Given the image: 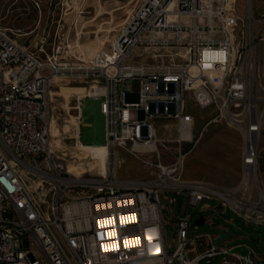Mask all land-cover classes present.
<instances>
[{
  "label": "built area",
  "instance_id": "2783aa9c",
  "mask_svg": "<svg viewBox=\"0 0 264 264\" xmlns=\"http://www.w3.org/2000/svg\"><path fill=\"white\" fill-rule=\"evenodd\" d=\"M9 31L0 26V264H243L239 254L214 262L233 245L189 259L188 245L213 237L189 236L188 214L177 216L170 249L161 195L183 194L186 206L212 216L219 210L206 201L213 200L249 221V212L264 215L262 194L250 204L236 189L183 179L181 153L174 163L152 162L157 172L148 181L117 179L115 160L119 150H157L160 133L174 131L179 145L193 142L190 108L210 110L198 138L222 119L239 131L247 191L258 170L264 111V11L254 0H138L108 48L89 61L66 58L62 41L46 53L44 41L31 48ZM55 76L97 89L92 98L101 100L109 158L99 181L67 174L50 145ZM128 93L137 100L127 101ZM88 187L91 193L68 200V192ZM212 216L200 218L210 223Z\"/></svg>",
  "mask_w": 264,
  "mask_h": 264
},
{
  "label": "rangeland",
  "instance_id": "374dc122",
  "mask_svg": "<svg viewBox=\"0 0 264 264\" xmlns=\"http://www.w3.org/2000/svg\"><path fill=\"white\" fill-rule=\"evenodd\" d=\"M137 2L138 0H0V26L10 30L9 32L21 34L17 37L18 41L31 48L44 41L43 48L46 53H50L52 45L62 41L66 58L89 57L96 40H105L104 49L108 48L118 30L116 24L131 14ZM254 3L258 11H264V0H254ZM239 8L242 9L241 2ZM259 67L264 83V51L260 54ZM68 87L75 90L67 91ZM92 88L95 87H87V84L72 79L53 85L49 111L50 137L53 148L68 170L74 171L83 179L99 181L107 173L109 158L103 142L102 104L101 100L89 97L93 92ZM131 88L137 89L136 81L128 85V89ZM126 99L136 101L137 97L128 93ZM190 112L195 117L193 142L179 145L175 142L174 131H171L159 134L155 151L142 152L140 148L129 152L119 150L115 160V177L121 180H151L157 172V168L151 165L152 162L160 160L162 164L174 163L181 153L180 155H184L183 179L204 181L221 189H236V197L250 204L258 203L260 195L264 196V111L258 170L256 177L248 184L247 191L246 184L242 183L243 140L239 131L222 119L206 125L198 138L211 111L191 107ZM110 161H113L112 158ZM27 185L31 189L33 184L28 181ZM78 191L82 193H77ZM92 191L91 187L78 188L76 192L67 193L68 200ZM34 195L39 197L38 194ZM165 196L161 195V205L163 218L167 222L165 231L170 249L175 244L174 223L177 216L188 214L189 236L206 233L213 237L211 241L205 237L201 245L199 242L194 246L188 245L189 259L197 251L212 245L226 248L243 242L250 248L253 262L264 264V215L249 212L250 220L246 221L231 209L222 211L216 201H206L219 210L217 215L212 216L210 209L200 212L199 207L186 206L183 194L177 196L167 193ZM172 197H176L177 203L169 204L168 198ZM200 216H212V220L194 230L193 223ZM229 231L233 234L228 235ZM222 234L224 236L220 239Z\"/></svg>",
  "mask_w": 264,
  "mask_h": 264
},
{
  "label": "bare ground",
  "instance_id": "6f19581e",
  "mask_svg": "<svg viewBox=\"0 0 264 264\" xmlns=\"http://www.w3.org/2000/svg\"><path fill=\"white\" fill-rule=\"evenodd\" d=\"M79 13V12H78ZM123 22H124V19L122 20V21H120V22H118L116 25H117V28H119L122 24H123ZM114 40V38L112 39V40H110V42H112ZM105 41V40H104ZM104 41H97L96 40V42L94 43V45H95V48H93L91 51H90V56L89 57H81V59L82 60H86V61H89L96 53H98V52H100V51H104L105 49V42ZM109 42V43H110ZM67 47V49H68V52H69V48H68V46H66ZM75 57V56H74ZM76 58H78V57H76ZM63 80H70L71 81V79L69 78V77H67V76H55V77H53L52 78V81H51V88H50V95H51V90H52V87H53V85L54 84H56V83H58V82H60V81H63ZM66 90L67 91H71V90H75V88H73V87H68V88H66ZM92 90H93V88H92ZM94 90H97L96 89V87L94 88ZM94 90H93V92H94ZM93 92H92V94L89 96V97H92V95H93ZM88 97V98H89ZM51 108V107H50ZM50 124H51V118H49L48 119V127H49V138H50V145L52 146V140H51V135H50ZM201 140V139H200ZM104 145H105V152H106V154L108 155V147H107V145L104 143ZM197 145V144H196ZM53 147V146H52ZM141 149V148H140ZM134 152V151H133ZM184 160V159H183ZM182 160V162H181V166L183 167V163H184V161ZM108 164V163H107ZM66 173L67 174H69V175H71V176H73L74 178H81L80 176H77L76 174H75V172L74 171H72V170H68L67 169V166H66ZM107 174H108V168H107V173H106V175H102V176H107ZM84 182H90V181H84ZM243 185V184H242Z\"/></svg>",
  "mask_w": 264,
  "mask_h": 264
},
{
  "label": "water",
  "instance_id": "95a60500",
  "mask_svg": "<svg viewBox=\"0 0 264 264\" xmlns=\"http://www.w3.org/2000/svg\"><path fill=\"white\" fill-rule=\"evenodd\" d=\"M203 223L202 218H198L194 221V224L201 225ZM233 233L231 231L228 232V235H232ZM224 235H220L219 238L221 239ZM231 254H239L242 257L243 264H253L249 260V249L246 246V244H236L233 245L231 248H229L227 251L223 252L217 258L214 260V262L220 261L222 258L228 257ZM204 262V259L199 260L198 264H202Z\"/></svg>",
  "mask_w": 264,
  "mask_h": 264
},
{
  "label": "crops",
  "instance_id": "0c3cea01",
  "mask_svg": "<svg viewBox=\"0 0 264 264\" xmlns=\"http://www.w3.org/2000/svg\"><path fill=\"white\" fill-rule=\"evenodd\" d=\"M241 156H242V154H241ZM242 165V164H241ZM243 174V173H242ZM243 243V242H242ZM236 244H238V243H236Z\"/></svg>",
  "mask_w": 264,
  "mask_h": 264
},
{
  "label": "trees",
  "instance_id": "16d2710c",
  "mask_svg": "<svg viewBox=\"0 0 264 264\" xmlns=\"http://www.w3.org/2000/svg\"><path fill=\"white\" fill-rule=\"evenodd\" d=\"M229 246H231V245H229Z\"/></svg>",
  "mask_w": 264,
  "mask_h": 264
}]
</instances>
